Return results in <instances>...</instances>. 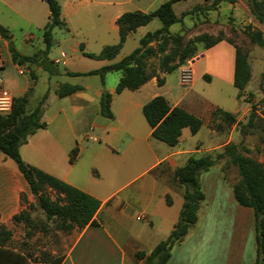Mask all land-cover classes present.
Masks as SVG:
<instances>
[{
  "label": "crops",
  "instance_id": "crops-1",
  "mask_svg": "<svg viewBox=\"0 0 264 264\" xmlns=\"http://www.w3.org/2000/svg\"><path fill=\"white\" fill-rule=\"evenodd\" d=\"M164 1L167 0H58L64 25L52 29L54 42L47 57L56 63L59 73L49 75L38 63L26 61L22 64L13 62L16 70L19 65L28 73L23 79L3 76L2 85L13 97L27 95V110H32L46 95L41 116L45 126L30 134L20 145L22 159L92 195L100 204L93 216L96 224L62 232L64 236L57 250L34 252L29 241L34 231L23 221H14L13 216L26 209L29 203H36L35 196L14 161L0 153V225L10 232L9 238L0 246V264H49L55 257H61L59 264H144V258H136L135 253L148 254L167 237L177 222L184 186L174 178V170L182 166L188 156H201L219 147L214 140L215 130L208 127L212 121L211 110L219 106L209 107L202 120L193 108V100L185 101L184 94L174 93L168 87V72L159 66L152 68V76L138 88H124L120 92H116L115 87L122 76L121 69L107 71L102 77L68 74L98 69L117 62L134 50L142 36L161 26V22L151 26L157 17L130 33L112 59H93L82 53H98L105 45L118 42L116 20L121 13L150 12ZM178 1L172 3L176 15L197 5L209 4L211 0H197L191 8L177 12L173 5ZM245 9L241 0L220 1L207 10L214 21L221 23L209 33L215 34L220 28L225 32L230 17H239ZM0 11L16 13L34 22L41 30L38 46H33L32 36H27L22 43L25 49L16 48L20 55L33 56L45 49L42 29L49 10L44 0H0ZM225 11L228 15L223 18ZM56 28L67 34L56 38ZM169 32L174 34L170 27ZM8 42L0 36V57L4 63L6 60L1 51L3 48L8 50ZM150 45L156 46V42L152 41ZM208 54H212L217 67L204 74L232 82L233 44L226 38L220 39L204 48L192 65ZM225 58L229 59L226 75L222 63ZM63 83L78 85L80 89L60 97L56 90ZM103 91L111 95V118L104 117L99 111ZM237 93L238 90L231 106L222 109L240 119L246 107ZM156 95L163 96L170 107L179 106L198 116L201 119L198 131L192 134L188 127H183L174 146L154 138L142 107ZM203 125L208 129L207 143L199 137ZM90 128L96 140L85 138ZM74 147L77 152L70 162V151ZM237 177V169L234 175H228L218 162L200 174L204 198L197 210V220L172 247L164 264H255L254 212L234 197L232 183Z\"/></svg>",
  "mask_w": 264,
  "mask_h": 264
},
{
  "label": "trees",
  "instance_id": "trees-1",
  "mask_svg": "<svg viewBox=\"0 0 264 264\" xmlns=\"http://www.w3.org/2000/svg\"><path fill=\"white\" fill-rule=\"evenodd\" d=\"M44 1L49 10L48 20L42 29V39L45 49L33 56H23L20 55L9 41L8 50L13 62L20 64L26 61L35 62L41 65L49 75H56L59 73V70L56 63L47 57V52L54 42L52 29L55 26H63L64 22L60 17V4L58 0ZM174 1L177 0L164 1L150 12L134 10L121 13L116 20L119 30L118 42L105 45L98 53L82 52L85 56L93 59H112L119 52L128 35L138 26L148 23L153 17H157L160 20L161 26L142 36L139 39V45L117 62L83 73L68 72V74H98L102 77L107 71L121 69L122 76L115 87V91L120 92L124 88L131 90L138 88L153 74L148 69L147 61L156 53L165 52L168 42L175 45L181 43L180 35L169 32L170 25L180 22L186 14H189L191 11L201 10L204 6L197 5L192 10L183 11L180 15H176L172 8ZM220 1L222 0H211L209 3L210 7H206V9L213 8ZM246 4L249 7L250 13L259 22L264 20V0H246ZM246 33L250 41L259 46L263 45L264 41L260 30H251L248 27ZM8 35V29L0 24V36L6 38ZM220 39L222 38L202 34L195 37L193 42H202L204 48H209ZM152 41L156 42V46L150 45ZM227 41L233 44L230 39H227ZM233 46L232 84L237 88V97L239 98L241 92L249 82L251 68L246 53L242 52L240 47L234 44ZM194 49L192 42L185 44L178 55V61L165 65L164 59H161L159 68L166 72L178 68L186 59L192 56ZM172 53V51L168 53V56H171ZM203 77L209 80L207 74H203ZM161 82L162 80L158 78V83ZM78 89H80L78 85L63 83L57 88L56 94L61 97ZM262 91L264 94V89ZM110 97L109 92L103 91L99 101L100 114L108 118L112 117ZM45 99L46 95L44 94L32 110H27V95L13 97L11 111L6 115H0V153L14 161L17 169L26 180L31 194L39 198L38 205L35 202L29 203L26 209H22L13 216V220L16 222L23 221L30 228L39 227L42 232H46L45 226L30 216L31 211L40 210L44 215L43 221L46 223L51 222L54 229L68 233L73 229H80L87 224H96L93 216L100 202L92 195L40 168L26 163L22 159L19 152L20 145L26 142L30 134L45 126V123L41 121ZM142 112L152 128L151 135L169 146L177 144L183 127H188L190 132L194 134L201 126V119L198 116L179 106L170 107L161 95H156L148 100L143 105ZM211 115L213 118L219 117L222 120H226L229 124L235 121V116L232 113L220 107L213 108ZM238 125L241 133L245 132L247 128L257 125L253 105L246 123H239ZM258 126L262 132V144L264 147V123H260ZM217 128H220V126L218 125ZM242 150L247 151L244 147H242ZM76 152V147L70 151V162L75 157ZM224 155L229 157L230 162L237 169L238 177L232 183V191L236 201L241 205L249 206L253 209L256 242L255 264H264V161H258L251 156L243 154L239 146L233 143L225 144L223 150L215 156L210 153L197 157L190 155L182 166L174 170V178L184 186L183 202L178 220L165 239L158 242L148 254L136 252V258H144V264H164L167 261L172 247L183 239L189 227L197 220V210L204 198V193L200 187V174L214 166ZM20 198L26 202L23 195H20ZM167 202H169V198H167ZM9 236L10 232L3 225H0V246L4 244ZM60 260L61 257H55L49 264L51 262L59 264Z\"/></svg>",
  "mask_w": 264,
  "mask_h": 264
},
{
  "label": "rangeland",
  "instance_id": "rangeland-1",
  "mask_svg": "<svg viewBox=\"0 0 264 264\" xmlns=\"http://www.w3.org/2000/svg\"><path fill=\"white\" fill-rule=\"evenodd\" d=\"M246 9L239 17H230L227 21L226 31L223 32V28L218 29L219 31L215 34L209 33L212 30L217 29V25L221 24L217 20H213L208 15L206 7H210L209 4H204L200 12L191 11L190 15H186L182 22L173 23L170 26L171 31L176 35H180L181 43L179 45L167 43L165 52L156 53L148 61V69L152 70L153 67L161 65V59H164V64L173 63L178 61V55L185 44L191 43L194 46L193 54L190 58L186 59L183 64L191 63L193 72V80L188 85H182L180 83V67L175 68L167 73L168 87L178 94H184L185 101H191L193 108L200 115V118L204 120V113H208V108L211 106L219 107H230L232 99L237 92V89L233 86L232 82L222 80L214 75H211L210 80L203 77L205 72L211 71L212 68L216 70V61L212 59V54L206 55L203 59L192 65L195 58H199L201 53L204 51L202 42H193V39L198 35H209L211 37H219L230 39L234 45L241 48L242 52L246 53L248 62L251 68V77L244 90L241 92V100L245 102V114L242 118H235L233 123H228L226 120H222L219 117H212L211 123L208 127L213 128L216 132L214 137L215 143L219 145L218 148L210 152L211 155L215 156L218 152L223 150L225 144L233 143L237 144L243 154L251 156L258 161H264V147L262 144V132L258 124L264 123V43L262 46L250 41L246 31L249 27L251 30H260L264 41V20L259 22L253 15L251 16L246 0H241ZM197 0H180L175 2L173 7L179 12L184 8H191ZM211 2V1H210ZM37 6L39 2H36ZM44 5V4H43ZM45 7V5H44ZM227 12L222 14V17H227ZM251 17V20L249 21ZM153 25H159L160 21L154 18ZM0 24L8 29V37L6 39L11 44L22 51L25 47L22 45L23 40L27 36H32L33 46H38V39L41 30L34 24L23 19L16 13L0 11ZM219 28V27H218ZM67 33L60 29H54V36L56 38ZM67 52L69 50L66 49ZM173 52L171 56L168 53ZM2 57L6 60L3 67L0 68V74L13 80L23 79L28 73L21 75L17 72L13 66V61L6 48L1 51ZM167 55V56H166ZM83 58L82 56H80ZM87 59V58H83ZM89 60V59H87ZM224 66V75L228 72L229 59L225 58L222 62ZM61 67V65H60ZM254 106L255 111V122L257 123L254 127H249L245 132L241 133L239 130V123H246L249 113ZM203 116V117H202ZM220 128H217V126ZM208 129L206 126H202L199 137L203 143H207ZM242 147L246 148L247 151L242 150ZM224 170L227 171L228 175H234L236 167L230 162L229 157L224 155L218 160ZM234 179V176L231 177ZM33 218L40 221L45 228L46 232H42L39 227L31 228L34 231L33 235L29 237V241L32 243L34 252L40 253V251H50L52 249L57 250L58 245L62 243L64 234L61 231L54 229L51 222L46 223L43 221L44 218L40 217V212L33 211ZM40 219V220H39ZM42 219V220H41Z\"/></svg>",
  "mask_w": 264,
  "mask_h": 264
},
{
  "label": "built area",
  "instance_id": "built-area-1",
  "mask_svg": "<svg viewBox=\"0 0 264 264\" xmlns=\"http://www.w3.org/2000/svg\"><path fill=\"white\" fill-rule=\"evenodd\" d=\"M4 61L0 57V68L3 66ZM17 71L19 74L25 73V68L17 66ZM193 79V70L191 63L184 64L180 70V83L182 85H188ZM3 77L0 74V115L8 114L12 109L13 95L12 93L2 85ZM92 129L90 128L89 132L85 135V138L88 140H96L97 138L92 134ZM140 219L141 217H137Z\"/></svg>",
  "mask_w": 264,
  "mask_h": 264
},
{
  "label": "water",
  "instance_id": "water-1",
  "mask_svg": "<svg viewBox=\"0 0 264 264\" xmlns=\"http://www.w3.org/2000/svg\"><path fill=\"white\" fill-rule=\"evenodd\" d=\"M35 201H36V204L38 205L39 204V198H38V196H35Z\"/></svg>",
  "mask_w": 264,
  "mask_h": 264
}]
</instances>
